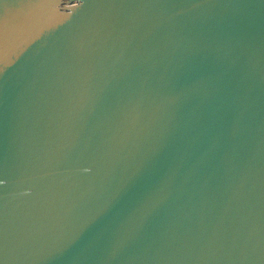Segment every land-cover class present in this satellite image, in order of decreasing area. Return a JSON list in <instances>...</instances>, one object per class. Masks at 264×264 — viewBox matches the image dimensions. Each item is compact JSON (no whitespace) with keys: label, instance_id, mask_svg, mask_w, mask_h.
<instances>
[{"label":"water","instance_id":"obj_1","mask_svg":"<svg viewBox=\"0 0 264 264\" xmlns=\"http://www.w3.org/2000/svg\"><path fill=\"white\" fill-rule=\"evenodd\" d=\"M0 264H264V0H0Z\"/></svg>","mask_w":264,"mask_h":264}]
</instances>
